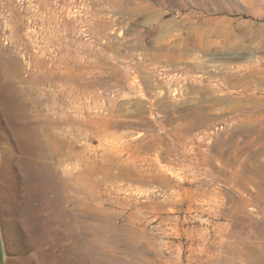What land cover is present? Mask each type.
Here are the masks:
<instances>
[{
  "label": "rangeland",
  "instance_id": "rangeland-1",
  "mask_svg": "<svg viewBox=\"0 0 264 264\" xmlns=\"http://www.w3.org/2000/svg\"><path fill=\"white\" fill-rule=\"evenodd\" d=\"M0 67V264H260L264 0H0Z\"/></svg>",
  "mask_w": 264,
  "mask_h": 264
},
{
  "label": "bare ground",
  "instance_id": "bare-ground-1",
  "mask_svg": "<svg viewBox=\"0 0 264 264\" xmlns=\"http://www.w3.org/2000/svg\"><path fill=\"white\" fill-rule=\"evenodd\" d=\"M222 20V19H221ZM5 69H8V68H5ZM15 72V71H14ZM4 78V80L8 83V86H3V87H1L2 89H6V90H8L10 93H15V92H18L19 93V91H21L22 89L20 88V87H17L16 85H15V83H13V82H11V81H9L8 80V78L6 77V74H5V71H3V69L0 67V82H1V80ZM38 82H40V81H42V80H39V79H36ZM20 94V93H19ZM17 98V97H16ZM17 101H19L21 104H24L25 105V103H27V102H31V98H30V96H28V97H19L18 98V100ZM246 120V119H245ZM258 134L260 135V131H258ZM262 138H264V137H262ZM262 175V174H261ZM264 177V176H263ZM261 182V181H260ZM263 182V181H262ZM174 195V194H173ZM178 196V195H177ZM260 197V194H257L254 198L255 199H258ZM264 246V245H263ZM249 248V247H248ZM254 251V250H253ZM252 251V252H253ZM255 255H256V257H255ZM252 256L254 257V259H253V263H260V264H264V257L263 256H261L260 254H257V253H254V254H252Z\"/></svg>",
  "mask_w": 264,
  "mask_h": 264
}]
</instances>
